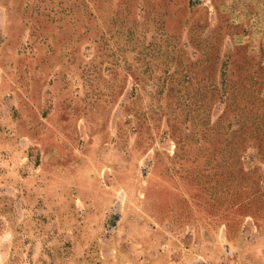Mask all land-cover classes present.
I'll list each match as a JSON object with an SVG mask.
<instances>
[{
    "label": "rangeland",
    "instance_id": "obj_1",
    "mask_svg": "<svg viewBox=\"0 0 264 264\" xmlns=\"http://www.w3.org/2000/svg\"><path fill=\"white\" fill-rule=\"evenodd\" d=\"M0 264H264V0H0Z\"/></svg>",
    "mask_w": 264,
    "mask_h": 264
}]
</instances>
